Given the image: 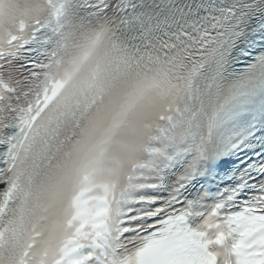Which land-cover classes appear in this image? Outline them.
Returning a JSON list of instances; mask_svg holds the SVG:
<instances>
[{
	"label": "snow or ice",
	"instance_id": "1",
	"mask_svg": "<svg viewBox=\"0 0 264 264\" xmlns=\"http://www.w3.org/2000/svg\"><path fill=\"white\" fill-rule=\"evenodd\" d=\"M0 264H264V0H0Z\"/></svg>",
	"mask_w": 264,
	"mask_h": 264
}]
</instances>
